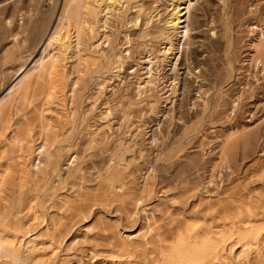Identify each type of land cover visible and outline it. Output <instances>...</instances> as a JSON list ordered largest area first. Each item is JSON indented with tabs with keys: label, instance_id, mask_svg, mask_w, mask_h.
Segmentation results:
<instances>
[{
	"label": "rangeland",
	"instance_id": "rangeland-1",
	"mask_svg": "<svg viewBox=\"0 0 264 264\" xmlns=\"http://www.w3.org/2000/svg\"><path fill=\"white\" fill-rule=\"evenodd\" d=\"M140 1L129 0L108 22L117 51L137 42L145 47L126 65L129 78L116 95L111 90L121 75L87 44L84 53L95 64L76 72L75 56L68 58L53 80H44L46 89L53 81V96L38 89L13 107L14 95L7 99L0 179L13 178L18 189L45 136L48 145H61L60 165L70 167L62 177L47 172L29 182L34 204L13 239L29 241L30 255L26 261L3 256L4 264H133L131 252L142 264H264V0H192L180 24L189 25V37H181L182 27L171 33L165 59L161 51L171 31L165 21L176 0H145L146 33L128 42ZM63 4L0 0V98L39 57ZM102 39L100 33L91 41ZM149 58L157 61L152 82L133 97ZM28 118L35 122L25 133ZM83 133L94 134V146L85 145ZM76 148L82 154L65 162ZM1 180L5 197L11 185ZM249 217L255 231L243 241L235 228ZM215 241L221 253L211 250Z\"/></svg>",
	"mask_w": 264,
	"mask_h": 264
},
{
	"label": "bare ground",
	"instance_id": "bare-ground-1",
	"mask_svg": "<svg viewBox=\"0 0 264 264\" xmlns=\"http://www.w3.org/2000/svg\"><path fill=\"white\" fill-rule=\"evenodd\" d=\"M128 1L129 0H64L63 8L61 10V14L59 16L58 23H57L56 27L53 29V31H50V33L48 34V36L45 40V43H44V48H43L42 52L40 53L39 57L29 67L28 71H26L25 74L22 77H20V79H18L17 82L8 90V92L6 94H4L3 97L0 98V128H1V126L3 127L4 123L6 122L8 116H9L10 107L11 106L13 107V105L16 106V102L18 103V101L20 99L23 103V99L24 100L28 99L26 97H29L30 93L32 95L33 91L35 92V90L43 89V91H45L44 94H46L47 96H53L54 95L53 81L50 82L51 83V84H49L50 86L46 89L45 88L46 84L44 82H47V81H44V80L47 79V77H49V78L51 77V80H53L54 75L56 73H58V70L60 69L61 66H63L66 63V60L68 58L75 56V61H74L75 64L73 63V66L76 68V70H77L76 72H81L83 66H89L90 64H92V65L95 64V62H96L94 59L95 57L94 58L88 57L84 53V51H85L84 48L87 44H89L88 47L99 52L100 56L105 58L107 63H109L110 65L113 66V71H114V68L116 69V71H117L116 76L121 75L119 77L120 79L118 78L117 84L113 85L114 87L111 90V94L116 95L118 93V91L121 90L122 87H125L124 85H125V82L127 80L128 74H129L127 72L126 65L128 63H132L134 60H136V58H137L136 54L141 55L143 53L142 50L143 49L145 50V47L142 48L140 43H138L136 41L137 44L135 46H132V44H131L130 46H132V48H128V49L126 48V53H124L123 51H117V49H118L117 43H115L111 34L108 33V22H109L110 17H112L115 13H124V11L127 10ZM146 2H148V1H145V0L143 2L140 1V3H138L137 5L134 6V9L132 12H134L133 19L135 21V24H134L135 26L132 29V33H128V35L125 36L126 37L125 39H127L128 42H131L132 34L135 36L136 35L137 36H143L146 33L145 26L150 21V17H148V15H146V14L144 16H141V15H143V10L145 8H150L149 7L150 3L147 6ZM193 4H194V2L192 0H176V3L172 8L173 11H172L170 17L165 21V26L167 28H170L171 31L167 34V36H166L167 43L163 47V50L161 51L162 52L161 54L164 57L163 59L168 57L169 51L173 45V39H172L171 33H173V36H174L178 32V29L180 27H182L184 29L180 30V32H182L181 37H185V39H186V37H189L188 36V34L190 33L189 32L190 31L189 25L188 24L180 25V24L183 22L184 23L187 22V18L189 16L188 17H185V16L190 15L191 7ZM71 26H73V28H74L75 34L73 36L70 34V27ZM22 28H24V27H22ZM100 33H103V39L100 42L98 41V43H96L97 40L91 41L95 37L96 34H100ZM168 45H169V47H168ZM262 49H264V48H262ZM174 56L176 57V53ZM156 58H157V61H159L158 56H156ZM140 60H141V57H140ZM157 61L154 60L153 58H149L147 63L150 65L146 67V71H145L146 76H145V78H143V81L141 80V81L137 82V85H136V87H137L136 91L137 92H134L135 94H133L131 92L132 90L130 91L131 94L133 95V97H134V95L136 96V95H140L142 93H145L147 87L150 86V84L152 82L153 67L157 63ZM140 62H142V61H138L137 65L138 64L142 65V63H140ZM174 65H176V62L174 63ZM32 72L34 73L33 76L31 75ZM29 75L32 76V78H30L29 81H26V79L28 80L27 77H30ZM78 77H79V75H78ZM112 78H114V77H112ZM77 82H78V80L75 83L77 84ZM143 82H145L146 84H144ZM130 86H131V83H130ZM152 90H154V89H152ZM72 91H75V88H73ZM122 92H123V90H122ZM12 95H14V99L12 100L11 106H9L7 104V102H10V101H7V99ZM56 95H58V94H56ZM72 97L74 98V94H72ZM8 100H10V99H8ZM137 109H138V107H137ZM143 110H142V112H143ZM111 114H112V111L108 109V110H106L105 115H104L107 117L106 123H108V124L112 121V120H110ZM25 115H26V113H25ZM73 115H75L74 112H73ZM106 117H104V118H106ZM34 122L32 121V119H29V118H28V120L26 119L25 127L23 128L25 133H28L30 130L33 129L32 125L34 124ZM110 124L108 126H110ZM111 128H112V126H111ZM110 131H112V130H110ZM46 132H47V130H46ZM84 134L85 133H83V136H84L83 141H84L86 146H88V145L91 146L94 143H96V137L94 136V134L90 135L89 137L85 136ZM43 135H42V137H43ZM46 137L47 136H45V141L43 139L42 143L39 144V146L37 147V150H38L37 155L34 156L33 160H35L36 158H38V160L36 162H33V160H32L33 169L28 170L26 172L24 171L25 174L20 176L19 183H17L18 189L13 188L14 182L11 181V179H13V178H9L7 180L4 179L6 181V184L11 185V187H10L11 192H9V190H8L9 193H7V195H5V197L0 196V264H4L3 262H1V258L3 256L4 257L5 256L11 257V259H14L16 261H24L26 258H29L30 250H31L30 246L28 245L29 241H27L25 243V245L24 244L17 245L14 242L15 241L14 239L17 235L16 236L14 235L16 233L13 234V232H14L13 229L15 230V228H16V231H18V229L20 230V228H22V225H21V227L17 228L18 224L23 223L22 222V218H23L22 214H24L25 212H28V210L30 209L32 204H34V203H32L33 200H30L28 198L29 182L31 180L38 181L41 177H45L47 172H52V173L57 172L59 174V176L62 177V175H61L62 171L66 172V170H68L70 167L67 165L68 168L64 169L62 167L63 164L60 165V161L63 157L61 154V149H60L61 145H54L55 142L53 143L52 146L48 145V142H47L48 140ZM86 137H88V138H86ZM79 139H80V137H78V140ZM64 140H66V139H64ZM80 142H82V141H80ZM95 146H97V145H95ZM79 147H80V145L78 144V148ZM82 148H83V146L81 147V149ZM89 148H91V147H89ZM145 153H144V155H145ZM81 154H82V150L79 151V149L77 150V148H76V150L70 151L69 154L67 155V157L65 155V157H66L65 162H70V164H72L73 161L75 159H78L77 157H79ZM88 155H89V153H88ZM4 170H6V169H4ZM68 171H67V173H68ZM65 172H63V173H65ZM1 181H2V184H5V183H3L5 181H3V180H1ZM23 186H25V189L22 188ZM25 215H27V214H25ZM240 218H241V216H240ZM253 220L254 219L252 217L251 218L250 217L244 218L242 221L243 226H240L239 228H235L236 232L238 231L237 232L238 236H239L238 238L245 241L246 237L252 236L251 235L252 233L249 231H251V230L255 231V228L252 229V226L255 225V224L252 225ZM210 233H211V231L207 229L205 231V238L208 237L209 240H211V237L209 236ZM12 241H13V243H12ZM211 245H212V246H210L211 250L214 249L216 254H218V252H220V253L222 252L223 248L220 245V243L215 241V243H213ZM21 247H24V248L29 247V249L27 250V253H22ZM140 254H142V253H140ZM128 255L130 257V262H132L133 264H142V263H140L141 261L138 258V256H141V255L135 254L134 252H131ZM128 255H126V256H128ZM195 256L196 255H194V257ZM36 259L37 258L35 257V260ZM38 259L40 260L41 258H38ZM36 261H38V260H36ZM197 262H198V260H197ZM146 263H147V261H146ZM128 264H129V262H128ZM200 264H210V263H208V261L203 260V262H201Z\"/></svg>",
	"mask_w": 264,
	"mask_h": 264
}]
</instances>
